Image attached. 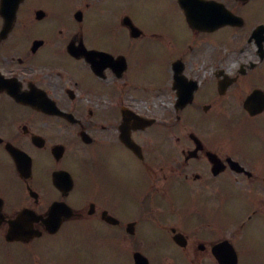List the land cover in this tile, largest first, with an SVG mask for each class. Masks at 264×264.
Returning a JSON list of instances; mask_svg holds the SVG:
<instances>
[{"label":"flooded vegetation","instance_id":"flooded-vegetation-1","mask_svg":"<svg viewBox=\"0 0 264 264\" xmlns=\"http://www.w3.org/2000/svg\"><path fill=\"white\" fill-rule=\"evenodd\" d=\"M224 242L264 264V0H0V264Z\"/></svg>","mask_w":264,"mask_h":264},{"label":"rangeland","instance_id":"rangeland-1","mask_svg":"<svg viewBox=\"0 0 264 264\" xmlns=\"http://www.w3.org/2000/svg\"><path fill=\"white\" fill-rule=\"evenodd\" d=\"M248 250H249V252L247 253V256H251V255L258 254V252H257V248H256V247H251V248H249ZM125 254H126L125 251H124L123 249H121L120 256H121V257H124ZM247 256H246V258H247ZM260 258H261V257H260ZM252 261H253V262H257V257H254V258L252 259ZM243 264H247V263H246V259H245V262H244Z\"/></svg>","mask_w":264,"mask_h":264},{"label":"water","instance_id":"water-1","mask_svg":"<svg viewBox=\"0 0 264 264\" xmlns=\"http://www.w3.org/2000/svg\"><path fill=\"white\" fill-rule=\"evenodd\" d=\"M231 264H235V259H234V261L232 260V263Z\"/></svg>","mask_w":264,"mask_h":264}]
</instances>
